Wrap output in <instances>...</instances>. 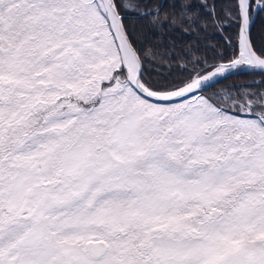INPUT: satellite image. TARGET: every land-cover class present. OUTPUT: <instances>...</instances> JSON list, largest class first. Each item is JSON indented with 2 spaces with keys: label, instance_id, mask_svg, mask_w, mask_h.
<instances>
[{
  "label": "snow or ice",
  "instance_id": "snow-or-ice-1",
  "mask_svg": "<svg viewBox=\"0 0 264 264\" xmlns=\"http://www.w3.org/2000/svg\"><path fill=\"white\" fill-rule=\"evenodd\" d=\"M261 16L0 0V264H264V81L217 88L264 77Z\"/></svg>",
  "mask_w": 264,
  "mask_h": 264
},
{
  "label": "trees",
  "instance_id": "trees-1",
  "mask_svg": "<svg viewBox=\"0 0 264 264\" xmlns=\"http://www.w3.org/2000/svg\"><path fill=\"white\" fill-rule=\"evenodd\" d=\"M130 26L134 27L137 32H147L146 21L137 20L135 17H130L127 21ZM253 37L256 40L257 46L259 47L262 43H264V16H261L257 19L255 27L253 28ZM179 39L187 40L191 45L199 46L201 49V53L206 46L205 40L206 38L201 35L200 39H193L191 37L183 36L179 37ZM216 46L221 50H224V40L221 38L220 33L210 32L207 37V46ZM209 56L212 55L211 52L207 53ZM227 55H231V52H227ZM257 81H264V77L253 74V73H244L231 77L230 79L223 81L217 88H223L226 86H234L236 88L242 87H259L256 83Z\"/></svg>",
  "mask_w": 264,
  "mask_h": 264
},
{
  "label": "water",
  "instance_id": "water-1",
  "mask_svg": "<svg viewBox=\"0 0 264 264\" xmlns=\"http://www.w3.org/2000/svg\"><path fill=\"white\" fill-rule=\"evenodd\" d=\"M244 73H249V72H241V73H239V74H244ZM239 74H236V75H239ZM236 75H233V76H236ZM232 76V77H233Z\"/></svg>",
  "mask_w": 264,
  "mask_h": 264
}]
</instances>
